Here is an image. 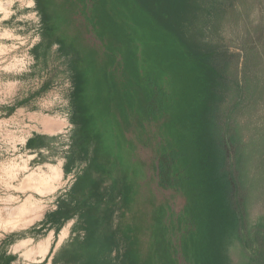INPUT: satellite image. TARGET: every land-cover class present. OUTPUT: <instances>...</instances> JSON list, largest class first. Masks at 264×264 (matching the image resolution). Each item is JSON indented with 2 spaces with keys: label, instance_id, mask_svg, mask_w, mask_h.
<instances>
[{
  "label": "trees",
  "instance_id": "obj_1",
  "mask_svg": "<svg viewBox=\"0 0 264 264\" xmlns=\"http://www.w3.org/2000/svg\"><path fill=\"white\" fill-rule=\"evenodd\" d=\"M216 1L34 0L43 40L71 57L73 147L86 161L55 213L84 230L64 255L231 264L237 246L240 264H264V216L249 222L245 194L252 173L264 180V120L223 132L214 116L224 83L262 108L264 42L229 79L200 42Z\"/></svg>",
  "mask_w": 264,
  "mask_h": 264
},
{
  "label": "rangeland",
  "instance_id": "obj_2",
  "mask_svg": "<svg viewBox=\"0 0 264 264\" xmlns=\"http://www.w3.org/2000/svg\"><path fill=\"white\" fill-rule=\"evenodd\" d=\"M200 42L215 51L214 65L239 80L245 54L264 42V0H217ZM70 62L57 44L43 40L34 0H0V264H111L106 256L87 263L80 250L73 257L64 255L74 250L84 230L78 215L55 216L71 204L70 188L86 165L73 147L78 125ZM257 74L256 67L251 75ZM230 86L224 83L215 108L217 125L223 132L234 123L255 130L264 120V104L245 107L230 98ZM55 165L60 177L49 189L29 180L51 175ZM256 180L245 187L251 223L264 216V180ZM176 211L171 205V214ZM229 255L231 264L242 261L237 246Z\"/></svg>",
  "mask_w": 264,
  "mask_h": 264
},
{
  "label": "bare ground",
  "instance_id": "obj_3",
  "mask_svg": "<svg viewBox=\"0 0 264 264\" xmlns=\"http://www.w3.org/2000/svg\"><path fill=\"white\" fill-rule=\"evenodd\" d=\"M51 175L40 178H29V180H34L33 183L38 189H49L52 186V182L59 180L60 177V167L58 165L51 167ZM47 246V245H46Z\"/></svg>",
  "mask_w": 264,
  "mask_h": 264
}]
</instances>
